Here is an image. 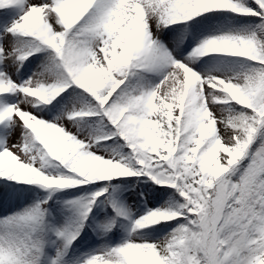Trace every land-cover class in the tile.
<instances>
[{"label":"snow or ice","instance_id":"1","mask_svg":"<svg viewBox=\"0 0 264 264\" xmlns=\"http://www.w3.org/2000/svg\"><path fill=\"white\" fill-rule=\"evenodd\" d=\"M0 264H264V0H0Z\"/></svg>","mask_w":264,"mask_h":264}]
</instances>
